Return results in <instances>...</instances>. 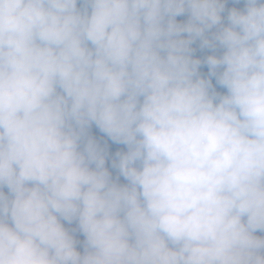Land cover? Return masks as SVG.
I'll return each mask as SVG.
<instances>
[{
	"label": "clouds",
	"instance_id": "9594fccd",
	"mask_svg": "<svg viewBox=\"0 0 264 264\" xmlns=\"http://www.w3.org/2000/svg\"><path fill=\"white\" fill-rule=\"evenodd\" d=\"M0 264H264V0H0Z\"/></svg>",
	"mask_w": 264,
	"mask_h": 264
},
{
	"label": "rangeland",
	"instance_id": "374dc122",
	"mask_svg": "<svg viewBox=\"0 0 264 264\" xmlns=\"http://www.w3.org/2000/svg\"><path fill=\"white\" fill-rule=\"evenodd\" d=\"M7 191V190H6ZM81 239H83V237H80ZM82 250V249H81Z\"/></svg>",
	"mask_w": 264,
	"mask_h": 264
},
{
	"label": "trees",
	"instance_id": "16d2710c",
	"mask_svg": "<svg viewBox=\"0 0 264 264\" xmlns=\"http://www.w3.org/2000/svg\"><path fill=\"white\" fill-rule=\"evenodd\" d=\"M259 234V233H258Z\"/></svg>",
	"mask_w": 264,
	"mask_h": 264
}]
</instances>
